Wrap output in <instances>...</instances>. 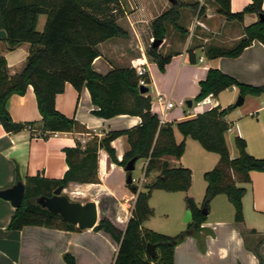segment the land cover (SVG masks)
I'll use <instances>...</instances> for the list:
<instances>
[{
	"label": "crops",
	"instance_id": "1",
	"mask_svg": "<svg viewBox=\"0 0 264 264\" xmlns=\"http://www.w3.org/2000/svg\"><path fill=\"white\" fill-rule=\"evenodd\" d=\"M118 2L119 7L114 12L118 16V24L126 30L127 35L100 43L97 46L99 55L93 60L92 68L106 75L115 68L146 67L152 89L148 85L149 90L145 94L151 97L152 111L159 116L161 123L175 124L217 105L227 107L234 104L239 95V89L232 86L217 96L209 94L205 101L196 102L194 109L187 111L184 108H176L170 95L163 90L164 82L169 84L171 81L175 88L180 83L182 91L177 96L179 103L190 98L193 100V106L200 90L199 82L206 77L209 68H217L246 84L255 86L264 84V44L258 39L253 40L235 58H210L205 52H198L197 48L188 49L190 38L180 39L173 45L174 52L171 53L173 55L170 62L166 64L163 72L160 71L157 63L147 53L145 36L150 33L152 40V21L173 4L169 0H118ZM251 2L252 0H230V8L232 12H238ZM202 7L205 5L199 6L192 23L196 21L202 24L200 21L202 15L206 22L216 16L221 17L222 26H226L225 39L222 38L220 41L227 47L232 46L244 35L246 26L259 20L258 14L247 13L242 22L227 21L216 13L214 7L213 10L205 7V12L200 14ZM46 19L45 14L39 16L37 24L39 31L44 30ZM192 23L185 27L190 30ZM6 37V31L0 28V54L7 60L9 74L14 75L25 66L32 45L30 42H22L10 49ZM206 39L208 38H205V41ZM189 50L195 55V62L190 60ZM160 96L169 98L174 106L163 111L159 102ZM56 108L66 116L74 117L89 132L43 131L41 114L32 85L24 94L10 96L7 109L12 119L15 122L33 123V126L10 132L0 122V190L11 188L20 181L25 183L27 177L37 175L60 179L68 169L64 152L66 147H74L78 142L85 146L93 136L102 138L110 131L130 129L141 123V117L134 114L122 113L111 118L94 114L96 105L87 86L78 91L71 83H66L64 91L56 95ZM226 121L230 124L225 139L231 158H235L239 153L235 144V138L238 136L246 141V150L249 154L264 158L263 95L244 96V103L230 111ZM177 131L179 130L174 125L176 141ZM83 139L86 140L85 143H82ZM112 146L116 150L118 160L121 161L129 148L127 136L115 138ZM182 158L183 156L179 159L173 156L164 157L172 167L184 166ZM152 173L156 176L159 174L158 171ZM126 178L124 166L113 162L105 149H99L98 182L81 184L70 182L63 192L69 197H77L81 202L97 200L100 195L111 197L115 213L106 214L105 217L124 231L132 215L130 204L136 200V195L126 183ZM242 185L246 187L242 198L243 221L235 220V208L225 194L216 195L212 199L215 206L211 205L208 208L206 220L200 226L201 237L197 234H187L184 240L176 245L175 264H260V257L255 250L260 253L264 264V172L251 171L250 181ZM191 188L192 185L188 192ZM187 196L192 197L198 207H203V203L195 195ZM184 210L187 212L190 209L186 206ZM14 211L15 207L10 201L0 198V264H67L64 260V254L67 252L75 257L77 264L113 263L119 244L104 230L95 228L66 230L36 225H27L20 230H9L7 227ZM182 223L187 226L183 230V227H179ZM188 224L185 219L180 220L179 230L183 232L188 228ZM165 234L178 233L168 231Z\"/></svg>",
	"mask_w": 264,
	"mask_h": 264
},
{
	"label": "trees",
	"instance_id": "2",
	"mask_svg": "<svg viewBox=\"0 0 264 264\" xmlns=\"http://www.w3.org/2000/svg\"><path fill=\"white\" fill-rule=\"evenodd\" d=\"M211 2L216 13L227 21L242 22L247 13L264 16V0H252L238 12H232L230 0ZM180 5L177 0L151 23L154 40L147 53L162 71L173 54L159 52L163 42L157 47L155 44L158 40L164 41L167 22L179 28L176 23ZM118 7V0H0V28L7 33L9 48L13 49L22 42L32 45L25 66L14 75L9 74L7 60L0 54V122L7 131L15 132L33 126V123L15 122L7 109L10 96L24 94L30 85L36 95L42 130L46 132H89L74 117L66 116L56 108V95L64 91L66 83H71L78 91L87 86L96 105L93 113L100 117L111 118L122 113L141 117V123L133 128L110 131L102 138L93 136L85 146L78 142L74 147H66L64 152L68 169L62 178L27 177L23 201L15 208L7 228L20 230L27 225H36L78 229L65 222L60 215L35 204L33 198L51 196L54 189L67 187L70 182L97 183L98 151L105 149L113 162L123 166L136 156L138 160H147L145 176L159 172L157 178L147 185V191H139L134 184L128 185L136 194V200L124 231L105 217L94 227L109 233L119 244L112 264H175L176 245L187 234H196L207 216L192 197L186 196V206L193 214L186 232L168 235L143 226L153 214V209L148 205L153 190L188 191L192 185V170L185 166L172 167L164 157L181 158L187 137L199 141L206 150L218 153V163L204 173L207 185L202 206L208 207L216 195L225 194L235 208L237 222H242L244 217L242 198L246 187L242 184L250 181L251 171L264 172V158L249 154L246 141L239 136L235 138L239 153L231 158L225 134L230 128L226 116L235 108L234 104L214 106L175 124L161 123L159 116L152 111L151 97L140 92V76L135 68H115L106 75L92 68L93 60L99 55L97 46L100 43L127 35L126 30L118 24V16L114 12ZM204 12L205 7H202L200 14ZM42 14L47 19L44 30L39 31L38 18ZM255 39L264 44V21L258 20L246 26L244 35L230 47L209 45L206 55L210 58H235ZM189 55L190 60L195 62L192 50H189ZM144 78L148 84L151 82L148 74ZM199 85V93L194 99L196 102L204 100L209 94L217 96L232 86L239 89V95L264 96V84L255 86L240 82L217 68H209ZM174 125L183 135L180 142L175 139ZM121 135L127 136L129 148L119 161L112 141ZM147 243L156 246V256L146 254ZM255 252L260 257V264H263L260 253L258 250ZM64 260L67 264H77L75 257L68 252L64 254Z\"/></svg>",
	"mask_w": 264,
	"mask_h": 264
},
{
	"label": "rangeland",
	"instance_id": "3",
	"mask_svg": "<svg viewBox=\"0 0 264 264\" xmlns=\"http://www.w3.org/2000/svg\"><path fill=\"white\" fill-rule=\"evenodd\" d=\"M179 6L178 9V17L177 23L179 28H176L172 25L171 22L166 23V35L163 43L159 47V52L162 54H168L174 52V43L180 41V39L185 40L189 39V43L187 48L199 49L198 52H205L209 45H222L227 46L226 44L221 43V39H225V26L223 27L220 21L219 16H216L214 19L206 22L204 15L200 16L201 23H192L194 21V16L199 10L200 5H205L206 8L213 10V3L211 0H178ZM200 4V5H199ZM204 21L206 22L204 24ZM192 23L193 26L189 30L187 25L188 23ZM227 24V23H226ZM221 32V33H220ZM205 38L206 39L205 41ZM150 33L145 36V48L149 49L154 38L150 40ZM165 39L166 43H165ZM165 43V45H163ZM170 44V45H169ZM203 47V48H201ZM161 50V51H160ZM160 69V68H159ZM162 71V70H160ZM163 72V71H162ZM171 82V81H170ZM163 83V90L170 95L171 99L176 104V108H184L187 111H191L196 106V101L194 102V106L189 108L185 103V99L182 100V103H179V98L177 97L181 91V84L175 88L172 83ZM152 89L150 83L148 84ZM239 96V95H238ZM190 99V98H188ZM237 100V99H236ZM235 100V102H236ZM177 141L180 142L183 140V135L180 131H177ZM219 159V154L214 151L206 150L199 141L187 137L185 139V151L183 154V158L181 159L184 166L189 167L192 170V188L188 191H178V192H169L162 189H155L152 191L149 199L148 205L153 209V214L143 223L145 228H153L155 231L161 233H182L181 231L185 229V225L183 223L179 226V221L184 219L186 210V201L185 198L189 194L195 195L199 201L204 203V194L207 182L204 177V173L209 171L215 167ZM146 162V163H145ZM170 163V162H169ZM147 165V160L139 159L136 163V168L132 171V176L136 179L133 181V184L138 187L140 191H147V185L153 182L157 176L155 174H150L149 176H145V169ZM135 194V193H134ZM67 195V194H66ZM136 195V194H135ZM72 200H77L78 198L75 196L69 197ZM100 204L101 212L100 219L105 217L106 214L114 215V201L111 197L107 195H100L96 198ZM132 201V200H131ZM213 201L211 200L208 203L209 208L213 205ZM135 203L130 204V210L134 208ZM204 207V206H203ZM202 207V208H203ZM185 211V212H184ZM184 212V213H183ZM183 213V214H182ZM106 218V217H105ZM212 218V217H210ZM108 219V218H107ZM110 220V219H108ZM111 221V220H110ZM190 223V222H189ZM183 227L182 230H179ZM184 230L183 232H186ZM196 234L201 237L200 229L196 231Z\"/></svg>",
	"mask_w": 264,
	"mask_h": 264
},
{
	"label": "water",
	"instance_id": "4",
	"mask_svg": "<svg viewBox=\"0 0 264 264\" xmlns=\"http://www.w3.org/2000/svg\"><path fill=\"white\" fill-rule=\"evenodd\" d=\"M172 4H175L177 0H169ZM259 20L264 21V16L259 15ZM163 40L156 41L155 46H159ZM149 90L148 86L141 85L140 92L145 94ZM189 108L193 107V100L188 99L185 102ZM244 103V96L239 95L235 107L241 106ZM138 157H134L127 162L124 166V170L127 172L126 183L128 185L133 184L132 171L136 168V161ZM63 186H59L54 189L51 196L39 195L33 198L35 204L40 205L42 208L47 209L49 212L58 214L61 218L72 225H75L79 229H92L100 220L101 207L97 200L91 199L85 202L78 200H72L66 195ZM25 195V184L18 182L11 188L0 190V198L8 200L11 204L17 208L21 205ZM204 214H208V208L206 205L202 208ZM185 222L189 223L192 221L193 216L190 210H187L185 215ZM146 254L154 257L157 255L156 246L151 243L146 245Z\"/></svg>",
	"mask_w": 264,
	"mask_h": 264
},
{
	"label": "built area",
	"instance_id": "5",
	"mask_svg": "<svg viewBox=\"0 0 264 264\" xmlns=\"http://www.w3.org/2000/svg\"><path fill=\"white\" fill-rule=\"evenodd\" d=\"M136 70H137V74L140 76V79H139L140 86L141 85L148 86V83H147L146 79L144 78V75H146L148 73L147 68L144 66H139ZM205 100H206V98L204 100H202V102ZM159 102H160L161 106L163 107V111H165L169 108H172L174 106V103L169 98H166V97L164 98L163 96L159 97ZM85 142H86V140L83 139L82 143H85ZM133 180L135 181L136 179L133 177Z\"/></svg>",
	"mask_w": 264,
	"mask_h": 264
}]
</instances>
